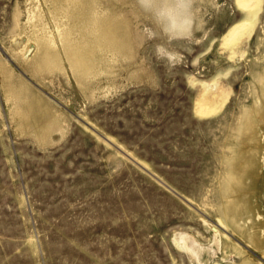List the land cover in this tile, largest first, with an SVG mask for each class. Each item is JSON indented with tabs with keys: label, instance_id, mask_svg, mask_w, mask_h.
Returning a JSON list of instances; mask_svg holds the SVG:
<instances>
[{
	"label": "rangeland",
	"instance_id": "obj_1",
	"mask_svg": "<svg viewBox=\"0 0 264 264\" xmlns=\"http://www.w3.org/2000/svg\"><path fill=\"white\" fill-rule=\"evenodd\" d=\"M43 1L0 0V264H264L248 240L264 238V0H169L178 31L163 0L111 6L126 44L81 79L59 37L61 61L36 62L26 21ZM20 82L26 119L6 93ZM246 108L258 169L229 192ZM227 207L246 233L220 223Z\"/></svg>",
	"mask_w": 264,
	"mask_h": 264
},
{
	"label": "bare ground",
	"instance_id": "obj_2",
	"mask_svg": "<svg viewBox=\"0 0 264 264\" xmlns=\"http://www.w3.org/2000/svg\"><path fill=\"white\" fill-rule=\"evenodd\" d=\"M32 1L34 2L35 0ZM153 1L155 0H122L118 5L116 0H107L108 4H110V6H108L105 5L102 0H44L43 3L45 2L44 4L47 5V10L39 3H34V7L28 11L26 25L31 30L33 39L37 45L38 54L36 62L38 64H41V62L45 64H47V62H59L60 59L58 58L59 54L57 51L59 46L57 45L56 39V37H59L62 48L65 52L64 54H66L70 66L72 67L70 68L75 74L80 79L84 75L92 76L95 73L96 65H98L97 63L100 61L99 57L96 56L97 53L99 54L101 52V54H103L105 50L113 52L115 50H121L126 44V32L130 29H128V27H131L128 26L130 23H128V19L126 21V16L124 17L121 13H118V11L116 12V10L115 12H113V10L111 11V6H125L127 4L131 5L132 3H135L142 12V9L148 3H152ZM163 2L162 6L163 4L164 6L162 9L160 8V11L170 18L169 26L176 30L186 28L188 21L187 19L179 17V9L172 4L173 2L169 0H163ZM247 2L249 9H254V1L247 0ZM119 12L124 13V11L121 10H119ZM47 14H49L52 24L46 20V17L48 16ZM17 24H20L19 19H17ZM22 27L25 28L26 26L24 25ZM239 31L240 27L237 26L233 30V34H237ZM74 34H76V37L73 36ZM41 65L43 66V64ZM255 78L260 82L264 97V71L261 74L256 75ZM15 85L10 83L6 88V93L12 95L16 100L17 109L21 113L22 119L29 118V112H26L27 110L23 106V102L30 98L28 95L29 89L21 82L17 86ZM213 88H215V86H213ZM24 92L28 93L27 95L25 94L26 97L23 96ZM240 121L241 122L237 126L234 134L235 141L230 142L229 144L231 154L226 159L228 169L224 178V184L225 189L229 192L235 190L246 176L256 173L259 164L257 158L258 151L256 148L249 151L246 149L248 142L254 140L257 134L256 115L254 111L246 108L243 111ZM48 130H50V126L44 127L42 133L45 135V132ZM234 207L238 209L239 205L235 204L231 208L234 209ZM231 208L227 207L228 211L226 218H221L220 223L224 226H234V228H237L242 233H246L245 228L237 221ZM248 237V240L254 245L263 248V237L254 234H250ZM194 249L192 250L197 254ZM235 252L240 255L242 254V250L237 246H235ZM240 264H252V262L245 258Z\"/></svg>",
	"mask_w": 264,
	"mask_h": 264
}]
</instances>
